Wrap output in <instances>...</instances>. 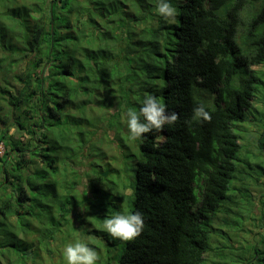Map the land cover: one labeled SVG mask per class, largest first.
Instances as JSON below:
<instances>
[{"label":"trees","instance_id":"1","mask_svg":"<svg viewBox=\"0 0 264 264\" xmlns=\"http://www.w3.org/2000/svg\"><path fill=\"white\" fill-rule=\"evenodd\" d=\"M169 2L175 23L157 0H0V264H67L77 234L98 264L111 254L118 264H228L236 253L225 254L219 228L242 223L258 229L253 260L264 264V191L253 195L264 189V0ZM146 93L179 119L145 134L134 182L126 170L120 187L130 192L116 194V214L142 213V234L100 241L104 217L91 215L103 178L90 163L80 198V175L64 163L81 164L85 112L107 105L118 121ZM201 104L210 122L193 118ZM65 144L75 147L63 160Z\"/></svg>","mask_w":264,"mask_h":264},{"label":"rangeland","instance_id":"2","mask_svg":"<svg viewBox=\"0 0 264 264\" xmlns=\"http://www.w3.org/2000/svg\"><path fill=\"white\" fill-rule=\"evenodd\" d=\"M253 68V67H252ZM253 69L261 71L263 68L261 66L259 67H254ZM17 71H21V65H18ZM258 75V74H257ZM260 78L263 80L264 83V76L262 77L261 74H259ZM16 86V85H15ZM258 101V100H256ZM254 102L253 103V108L254 111H261L262 110V105L259 102ZM105 108L101 107H93L91 108L93 113L91 112H85L86 113V118H85V124L88 127V133H87V138L83 141L84 146H80L82 148H77L75 147V152L77 154V157L81 155L80 165H76V161H65L64 164L67 165V170L71 171V169L76 170L79 175H80V184L76 187V192L79 193L81 196L80 198H84L85 192H86V184H87V175H91L92 171L89 169L90 163L92 162L95 163L92 164L93 167L95 166V174H99L102 177V174H105V177L103 178V184L101 186V191H102V197L99 200L100 202L98 203L99 208L101 209L102 212H97L99 211V208H92V210H96V213H92L91 217H94V215L98 216H103L104 219L106 217H111L116 214V212L113 210V205H116L118 202L115 198L116 194H119V197L123 196V194L128 195L130 190L125 189L122 190L120 187L124 185V179L129 176L126 172V170L129 171L130 176L132 181L134 182V171H130L132 164L136 162V160H140V150H139V144L140 140L132 141L129 139V130L127 127V118L124 116V114L120 113V117L118 121H115V119H112L107 110V105H104ZM113 106V107H112ZM110 107L114 108V105H111ZM112 108L110 109L111 111ZM248 113V112H247ZM251 113V112H250ZM121 118L123 125L121 123ZM124 118V119H123ZM258 119V118H257ZM255 124L254 120L251 121H246L242 124V126L246 129V131L250 132L252 129H255ZM121 125L123 126V129H118V126ZM9 133H16L14 129H10ZM249 135L252 136L251 133ZM254 137V136H252ZM69 145V144H68ZM71 145V148H74ZM70 147L67 146L66 149V144L64 147L61 148L60 156L63 158V160L67 159L66 154L73 155L74 149L71 150ZM80 150V151H79ZM4 148L2 144H0V156L3 154ZM79 151V153H78ZM246 152L241 149L239 151L240 154H245ZM89 154V156H87ZM251 156V154H250ZM72 163L70 165L69 163ZM82 165V166H81ZM80 167V168H79ZM264 181V179H263ZM117 189V190H116ZM264 189L260 191H254L255 194L254 196L257 195L258 192H262ZM263 193V192H262ZM91 195L87 193V197H90ZM78 206L80 205V211H82V217L83 219H87V214H86V209H88V204L83 203L80 201ZM128 214V211H127ZM95 218V217H94ZM74 221H76V218H74ZM89 221L92 222L91 218H89ZM245 227L240 225V227H233L232 229H229L225 231L227 228H219L223 232L222 238L225 242V254H230L228 255L229 257H232L234 252L236 253L234 255L235 260H230L228 261V264H246L243 257L246 258L247 254V262L253 260V251H258L256 250L261 247L260 244V233L258 229L250 228L246 224H244ZM82 228L89 229L90 227L95 228L92 225L85 224L84 226L80 225ZM103 230V229H102ZM77 234V233H76ZM99 235V234H98ZM234 235V237H233ZM233 237L234 243H231L229 240V237ZM100 237V241H105L110 238V236L104 232L103 237ZM102 237V238H101ZM77 240H81L85 243H87V238L84 236H80L79 234L76 235L75 239H72L71 241L67 242L66 245L69 243H75ZM236 241V242H235ZM213 244L212 236L210 239V245ZM232 245L237 247V249H232ZM222 246V245H220ZM251 247V250L249 249ZM242 248H247L248 252H243ZM64 250V249H63ZM62 250V252H63ZM221 251L222 249H218V259L221 260ZM261 253V252H260ZM109 256V255H108ZM111 254V264H118L117 259L112 258ZM212 260H214L213 257H211ZM106 262L105 259H102ZM253 264H255V261H252ZM257 264V263H256Z\"/></svg>","mask_w":264,"mask_h":264},{"label":"clouds","instance_id":"3","mask_svg":"<svg viewBox=\"0 0 264 264\" xmlns=\"http://www.w3.org/2000/svg\"><path fill=\"white\" fill-rule=\"evenodd\" d=\"M157 13L168 23H175L177 9L169 0H157ZM129 139L141 140L145 134L153 131L162 132L165 125H174L179 115L176 112H168L166 105L152 94H145L142 107L137 111L129 108L126 112ZM194 119L205 122L211 121V115L205 110L204 105L194 109ZM103 230L114 240L121 242H132L136 240L143 231L144 218L142 213L120 214L117 213L103 220ZM67 264H98L100 255L95 248L87 243L77 240L69 243L63 250Z\"/></svg>","mask_w":264,"mask_h":264},{"label":"water","instance_id":"4","mask_svg":"<svg viewBox=\"0 0 264 264\" xmlns=\"http://www.w3.org/2000/svg\"><path fill=\"white\" fill-rule=\"evenodd\" d=\"M102 177H105V174H102Z\"/></svg>","mask_w":264,"mask_h":264}]
</instances>
